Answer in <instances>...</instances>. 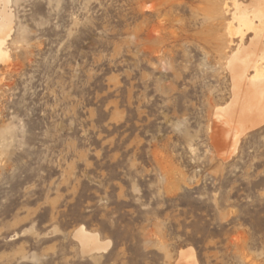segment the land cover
Returning <instances> with one entry per match:
<instances>
[{
    "label": "rangeland",
    "instance_id": "rangeland-1",
    "mask_svg": "<svg viewBox=\"0 0 264 264\" xmlns=\"http://www.w3.org/2000/svg\"><path fill=\"white\" fill-rule=\"evenodd\" d=\"M138 1L12 0L0 264H193L192 249L197 264H264V124L228 160L212 140L234 98L228 60L254 35L239 43L212 11L207 42L203 0H167L168 23L164 0L147 16ZM82 226L109 249L83 254Z\"/></svg>",
    "mask_w": 264,
    "mask_h": 264
},
{
    "label": "bare ground",
    "instance_id": "bare-ground-1",
    "mask_svg": "<svg viewBox=\"0 0 264 264\" xmlns=\"http://www.w3.org/2000/svg\"><path fill=\"white\" fill-rule=\"evenodd\" d=\"M164 1L165 7L157 12L158 19L160 18L162 22L172 21V19L175 21L174 5L167 0ZM247 1L249 0H230V2L225 0L223 3L221 2L222 4H215L212 7V0H203L200 7L194 8V6L192 9L196 16H203L207 22L205 31L210 34H207L204 39L202 38L203 40L212 42L213 11L223 19L230 17L227 28L231 37H238L239 43H242L251 33L254 35L252 41L256 44L254 52H235L228 60L232 74L234 98L226 107L216 110L212 132L213 143L218 150V155L223 160H228L237 153L242 138L248 132L264 124V0ZM11 3L12 0H0V65L9 58L10 41L14 34V15ZM148 4V0L138 1L140 13L143 16L148 15L146 13L147 8L150 7ZM234 20L239 25V31L236 32H233ZM146 26L147 40H155V36L153 37L148 31V25ZM140 27L138 25L135 30L136 39H139L144 31V28ZM204 34L206 33L204 32ZM157 39L162 41L164 36H159ZM231 43L234 42L231 40ZM252 73H254L253 76ZM75 238L79 241L81 252L85 255L106 252L111 244L110 241H102L100 234L91 232L84 226L78 229ZM186 259L193 260V264H197L193 249L188 252Z\"/></svg>",
    "mask_w": 264,
    "mask_h": 264
}]
</instances>
